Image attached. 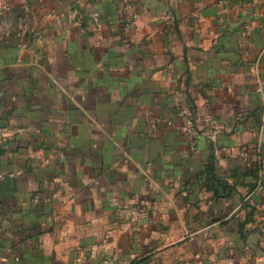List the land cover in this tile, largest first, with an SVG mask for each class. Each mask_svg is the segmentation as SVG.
I'll list each match as a JSON object with an SVG mask.
<instances>
[{"label": "crops", "instance_id": "crops-1", "mask_svg": "<svg viewBox=\"0 0 264 264\" xmlns=\"http://www.w3.org/2000/svg\"><path fill=\"white\" fill-rule=\"evenodd\" d=\"M7 2L0 264H264V0Z\"/></svg>", "mask_w": 264, "mask_h": 264}, {"label": "built area", "instance_id": "built-area-1", "mask_svg": "<svg viewBox=\"0 0 264 264\" xmlns=\"http://www.w3.org/2000/svg\"><path fill=\"white\" fill-rule=\"evenodd\" d=\"M82 3V0H73L72 4L64 12V15L70 20H79V7ZM8 7L7 0H0V11ZM90 16L94 21H98L99 12L95 9L91 10ZM177 113L180 117V129L184 131L189 139L190 144L193 146L194 142L201 136L207 135L210 139L216 137V134L220 130V127L216 126L211 129H200L194 118V115L188 104L182 103L179 105ZM22 130L21 126L18 125H0V136L8 133H17ZM225 149V148H224ZM1 177V174H0ZM103 262H94L93 264H102Z\"/></svg>", "mask_w": 264, "mask_h": 264}, {"label": "trees", "instance_id": "trees-1", "mask_svg": "<svg viewBox=\"0 0 264 264\" xmlns=\"http://www.w3.org/2000/svg\"><path fill=\"white\" fill-rule=\"evenodd\" d=\"M178 110V109H177ZM194 115V114H193ZM194 118H195V116H194ZM195 120H196V124H197V126L200 128V129H206V126H201L199 123H198V121H197V119L195 118ZM180 125V124H179Z\"/></svg>", "mask_w": 264, "mask_h": 264}]
</instances>
